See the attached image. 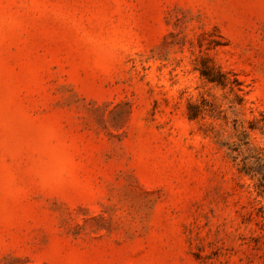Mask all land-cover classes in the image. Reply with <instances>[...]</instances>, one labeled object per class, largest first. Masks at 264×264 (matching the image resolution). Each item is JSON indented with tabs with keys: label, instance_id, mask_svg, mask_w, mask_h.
<instances>
[{
	"label": "rangeland",
	"instance_id": "obj_1",
	"mask_svg": "<svg viewBox=\"0 0 264 264\" xmlns=\"http://www.w3.org/2000/svg\"><path fill=\"white\" fill-rule=\"evenodd\" d=\"M261 185L264 0H0V264H264Z\"/></svg>",
	"mask_w": 264,
	"mask_h": 264
},
{
	"label": "trees",
	"instance_id": "obj_2",
	"mask_svg": "<svg viewBox=\"0 0 264 264\" xmlns=\"http://www.w3.org/2000/svg\"><path fill=\"white\" fill-rule=\"evenodd\" d=\"M211 81H213V80H211ZM261 187H264L263 185H261Z\"/></svg>",
	"mask_w": 264,
	"mask_h": 264
}]
</instances>
